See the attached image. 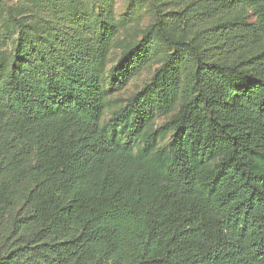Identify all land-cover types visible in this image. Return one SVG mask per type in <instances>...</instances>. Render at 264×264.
Listing matches in <instances>:
<instances>
[{
    "label": "trees",
    "instance_id": "1",
    "mask_svg": "<svg viewBox=\"0 0 264 264\" xmlns=\"http://www.w3.org/2000/svg\"><path fill=\"white\" fill-rule=\"evenodd\" d=\"M199 4H154L174 52L108 124L112 28L33 35L0 68V264H264V0ZM149 58L126 54L109 89Z\"/></svg>",
    "mask_w": 264,
    "mask_h": 264
},
{
    "label": "rangeland",
    "instance_id": "2",
    "mask_svg": "<svg viewBox=\"0 0 264 264\" xmlns=\"http://www.w3.org/2000/svg\"><path fill=\"white\" fill-rule=\"evenodd\" d=\"M154 1L155 3L151 0H0V68L11 67L17 62L18 47L33 35L40 39L56 28L67 31L73 28L81 30L87 39L96 42L101 30L112 28L114 37L100 76L103 88L108 91L104 118V124H108L133 96L152 82L174 52L156 33L154 4L159 6L166 19L171 12L182 13L187 8L201 6L200 0ZM234 13L236 17L254 20L252 9L248 6H242ZM181 30L182 27L179 26L177 35L172 32V37H183L185 33ZM141 50L149 53V63L132 77L124 89L111 91V71L126 54ZM192 78V71L184 74L182 90L174 111L165 117H159L151 127L152 132L160 129L177 114L192 90ZM165 143L164 141L163 144Z\"/></svg>",
    "mask_w": 264,
    "mask_h": 264
}]
</instances>
